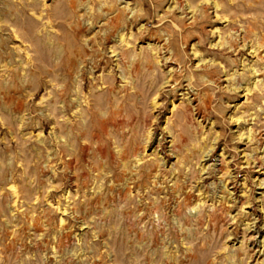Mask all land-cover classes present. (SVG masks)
Listing matches in <instances>:
<instances>
[{
  "label": "rangeland",
  "instance_id": "rangeland-1",
  "mask_svg": "<svg viewBox=\"0 0 264 264\" xmlns=\"http://www.w3.org/2000/svg\"><path fill=\"white\" fill-rule=\"evenodd\" d=\"M0 264H264V0H0Z\"/></svg>",
  "mask_w": 264,
  "mask_h": 264
}]
</instances>
